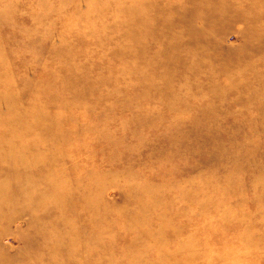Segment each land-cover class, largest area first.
I'll use <instances>...</instances> for the list:
<instances>
[{
	"label": "rangeland",
	"instance_id": "1",
	"mask_svg": "<svg viewBox=\"0 0 264 264\" xmlns=\"http://www.w3.org/2000/svg\"><path fill=\"white\" fill-rule=\"evenodd\" d=\"M129 1L0 0V264H264V0Z\"/></svg>",
	"mask_w": 264,
	"mask_h": 264
},
{
	"label": "bare ground",
	"instance_id": "2",
	"mask_svg": "<svg viewBox=\"0 0 264 264\" xmlns=\"http://www.w3.org/2000/svg\"><path fill=\"white\" fill-rule=\"evenodd\" d=\"M185 1H187V0H185ZM135 5L139 6V8H140V5L141 6H144V3L141 4L140 2H136ZM259 5H260V2L251 3V4H249V7L255 8L256 6H259ZM118 6L119 7H116V9L113 10V11H115L113 13V15L117 19L122 18V17L124 18V23H122L121 25L117 26V28L119 29L118 31H119V35H120V38L119 39L121 40L120 48L122 50H118V48H115L114 51H113V53L127 54L128 57H132L133 56V51L132 50H134V42H135L134 41V38H135V30H134L133 26H134V23H136V22H134V19L133 18H136L137 17L136 16V13H135L136 11H134L133 9H130V5L128 7H124L123 4L122 5H118ZM88 12L91 13V12H93V10L92 9H89ZM207 12L208 11L204 12L206 19H209L210 15L213 18H215L216 15H220L219 14L220 13V10H219V13L218 12H216V14L210 13V15H209V12L208 13ZM177 14H178L177 17L173 20V22H170L171 34L175 38V42H174V46L173 47H174L175 50H185V49H188V46H192L195 43V39L197 37L199 38L200 33L186 32L187 30L185 31V29H187V27L189 26V20H188L189 12L179 11V12H177ZM140 17H141V14L139 12V15H138L137 18H139V20H140ZM252 18L254 20H255V18H257L256 15H255V12L252 14ZM138 23H139V21H138ZM138 50H140V49H138ZM139 54H141V52H139ZM9 98L6 99L3 96L0 97V103L3 102L5 104L7 102L6 103V106H7L6 108L8 109L7 110V115L5 117H1L0 118V133H3V136H0V145L3 146L2 148H4L3 151H0V155L1 154L7 155V157H8L9 160H23V159H26V162L25 163H28L26 156H23V154L26 151H24V152L20 151V148L19 147H23V146H17L18 139H15V137H13L14 134L16 135V132H18L19 130H20V132H18V133L22 134V132H21L22 129L21 128L20 129L19 128H14V124L12 126V122L17 123L20 120H19V116H17L18 117L17 118L15 115H13L14 109H13V105H12V99L11 98L9 99ZM78 105L79 104H75L73 106H78ZM38 110H40V109H38ZM21 116H23V119L28 118V116H30V118H32L31 115H30V112H28V111L23 112ZM46 127L47 128H50L51 127L50 123H48V122L42 123L39 126V129H46L47 130ZM47 139H49V138H47ZM12 147L13 148L16 147L18 149V152L17 151H14L16 149L13 150ZM6 149H8V150H6ZM11 163L12 162L7 163V166H11ZM3 164H6V163H3ZM26 169L27 168H25L23 170H26ZM48 175H51V172H48ZM36 204H38V202ZM245 240H247V237H245Z\"/></svg>",
	"mask_w": 264,
	"mask_h": 264
}]
</instances>
